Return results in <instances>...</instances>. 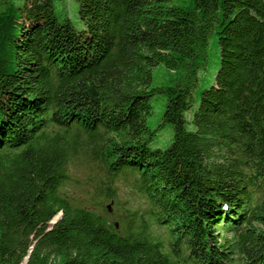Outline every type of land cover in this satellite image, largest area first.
Wrapping results in <instances>:
<instances>
[{
    "label": "trees",
    "instance_id": "1",
    "mask_svg": "<svg viewBox=\"0 0 264 264\" xmlns=\"http://www.w3.org/2000/svg\"><path fill=\"white\" fill-rule=\"evenodd\" d=\"M179 2L0 0V264H264V0Z\"/></svg>",
    "mask_w": 264,
    "mask_h": 264
},
{
    "label": "rangeland",
    "instance_id": "2",
    "mask_svg": "<svg viewBox=\"0 0 264 264\" xmlns=\"http://www.w3.org/2000/svg\"><path fill=\"white\" fill-rule=\"evenodd\" d=\"M182 0H180L178 6H180ZM69 2V1H68ZM176 2V0H175ZM192 0H184V4H191ZM72 10V15L74 23L76 27H80V23L77 22V18L75 17L76 11H73V6L69 2ZM217 39L214 41V39H211V60L209 63V71L205 72L202 76V83L200 85L201 90H205L209 88L215 78V74L217 73L219 69V59L216 56L217 53V46H216ZM165 70L162 67H156L154 69V77L155 81L154 84L155 86L160 85L162 83H165L168 79V74H165ZM165 102V97L162 95H156L152 99V105H153V111L152 115L148 118V126L151 127L152 129H155L162 120V115L165 109L164 106ZM169 133L171 132L170 128L166 127L164 131L161 133V138L159 142L157 143L158 147L165 148V145L169 142L170 136L168 134L164 133ZM172 133V132H171ZM73 171L75 173V181L72 182L68 186L69 193L73 195L76 200H79V202H74L75 204H80V205H93L94 204V210L99 212V214L111 218L114 222L119 221V216L122 215L123 213V208H129L131 210L135 209H141V211H144L145 206L141 201L135 200L131 192L129 191L127 186H122V190L120 192L119 200L117 201H112V202H107L106 206H111V211L109 209L102 210L101 206L96 205L99 200H100V194L101 192L96 188L97 184L89 180L91 177V164H90V156L87 154L80 153L77 157V161L74 164ZM142 214V212H140ZM61 213L58 214L51 222L50 226L53 225V221L58 222L61 218ZM55 224V223H54ZM156 232L162 237L163 233H167L166 229H157Z\"/></svg>",
    "mask_w": 264,
    "mask_h": 264
},
{
    "label": "water",
    "instance_id": "3",
    "mask_svg": "<svg viewBox=\"0 0 264 264\" xmlns=\"http://www.w3.org/2000/svg\"><path fill=\"white\" fill-rule=\"evenodd\" d=\"M56 223L55 221H53V224Z\"/></svg>",
    "mask_w": 264,
    "mask_h": 264
}]
</instances>
